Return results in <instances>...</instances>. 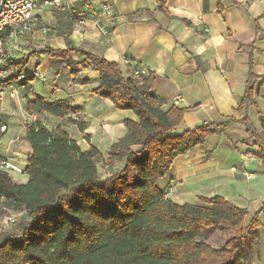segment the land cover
I'll list each match as a JSON object with an SVG mask.
<instances>
[{"label": "crops", "instance_id": "crops-1", "mask_svg": "<svg viewBox=\"0 0 264 264\" xmlns=\"http://www.w3.org/2000/svg\"><path fill=\"white\" fill-rule=\"evenodd\" d=\"M160 1L61 0L60 6H40L35 11L34 32L4 45L6 65L21 60L26 64L5 88L6 92L13 89L16 95L10 98L7 93L0 101V127L6 128L0 140V158H8L24 171L31 153L24 138L26 121L42 122L54 136L62 131L81 151L94 146L105 158L109 147L125 135V122L137 120L133 112L118 110L92 93L98 85L96 71L81 69L78 78L87 80L86 84L74 81L66 66L55 74L46 48L64 50L60 32L70 30L75 46L117 63L123 76L136 84L149 85L162 110L184 109V119L175 130L178 133L201 124H228L220 133L207 137L202 146L174 160L158 181L169 200L198 205V197L219 196L237 207L259 204V209L264 201L258 197L264 192V171L254 155V143L257 139L264 143L260 125V117L264 119V0H164L162 10L158 8ZM105 2L111 6L112 24L102 32L100 26L107 21L101 13ZM136 13L134 19L129 18ZM72 16L82 18L84 24L79 25ZM188 54L197 57L200 65ZM124 58L130 65L123 63ZM250 58L252 72L260 78L255 106L237 112ZM71 59L80 63L83 57L72 53ZM132 69L139 74L133 75ZM33 96L47 103L67 102L76 111L63 119L28 115L25 103ZM177 96L181 100L176 104ZM245 118L254 136L248 134ZM82 123L86 126L81 132L78 126ZM22 175L17 184L27 182V175ZM259 218L264 220V211ZM257 232L255 249L247 251L242 246L248 252L247 264H264L263 222Z\"/></svg>", "mask_w": 264, "mask_h": 264}, {"label": "trees", "instance_id": "trees-1", "mask_svg": "<svg viewBox=\"0 0 264 264\" xmlns=\"http://www.w3.org/2000/svg\"><path fill=\"white\" fill-rule=\"evenodd\" d=\"M164 3H158L160 10ZM135 16L137 13L129 18ZM78 19L72 16L75 22ZM60 35L64 50L46 48L55 74L66 66L74 81L86 84L87 80L78 78L81 69L96 71L98 85L92 93L118 110L133 112L137 120L125 122V135L109 147L105 158L94 146L81 151L62 131L52 135L38 120L24 124V138L31 148L22 172L27 182L15 183L8 171L0 168V201L5 208L22 214L17 236L0 234V264H247L248 249L258 244L264 202L245 226L246 210L222 197H198V205H180L166 198L158 187L178 156L202 146L207 137L220 133L228 124H201L178 133L175 130L184 119V109L162 110L149 85L136 84L123 76L117 63L75 46L70 30ZM72 53L83 60L73 62ZM188 55L200 65L197 57ZM25 64V60L5 64L8 78L4 86L20 76ZM259 81L250 58L237 112L255 106ZM25 111L63 119L76 109L64 101L47 103L33 96L25 103ZM243 123L254 136L247 118ZM260 125L264 130L262 117ZM85 126L80 124L79 130ZM2 137L0 131V140ZM254 145V155L264 171V143L257 139ZM99 161L103 168H120L112 174L104 171L107 176L101 180ZM215 227L231 233L236 242L214 248L202 241V230Z\"/></svg>", "mask_w": 264, "mask_h": 264}, {"label": "built area", "instance_id": "built-area-1", "mask_svg": "<svg viewBox=\"0 0 264 264\" xmlns=\"http://www.w3.org/2000/svg\"><path fill=\"white\" fill-rule=\"evenodd\" d=\"M42 5L60 6L61 0H0V101L4 100L7 93L10 98L16 95L13 89L9 92L5 91L7 86H4V84L8 78V69L6 68L4 60L5 42L7 40H16L22 34H31L34 32L37 21L35 11ZM101 13L107 20L100 26V30L104 32L112 24V13L109 2L102 4ZM76 22L79 25L84 24L82 18H79ZM42 30L46 32V29L43 28ZM123 63L125 65H130V61L126 58L123 59ZM131 72L133 75L139 74V71L136 69H132ZM180 100L181 98L177 96L174 99V103L177 104ZM0 131L5 132L6 128L0 127ZM0 168L6 170L12 167L5 159H2L0 160ZM165 197L167 198V195ZM2 202L3 200L0 201V212L3 209H7L3 206ZM9 221L10 224L15 223L14 220L9 219Z\"/></svg>", "mask_w": 264, "mask_h": 264}, {"label": "rangeland", "instance_id": "rangeland-1", "mask_svg": "<svg viewBox=\"0 0 264 264\" xmlns=\"http://www.w3.org/2000/svg\"><path fill=\"white\" fill-rule=\"evenodd\" d=\"M5 146L8 147V144ZM5 161L7 163H9L10 166L12 167V168H9L6 170L8 171L10 177L13 178L14 182L16 181V183H17L20 177L22 179L23 175L20 172H23V171L21 169H19L17 166H15L13 164V162L10 161L8 158L5 159ZM97 167L99 170V177L102 180L105 178V176H107V175L103 174L104 171L108 170L110 172V174L115 173L116 171L119 170L120 165H118V166L117 165H111L108 168L107 167L103 168L101 161H99L97 164ZM258 197L259 198L264 197V192L261 193ZM263 202H261V203H263ZM258 205L259 204H243L242 206H240V208L246 210V213H247V215L245 217V221H244L245 226L249 225V223L251 222L254 215L257 214L259 212V210L261 209L262 204L260 205L261 207L259 209H258ZM21 215H22L21 213L13 212L12 210H9V209H3L1 211V217H0V234L1 233H7V234H11L13 236H17L18 235L17 226L22 219ZM9 219L14 220L15 223L10 224ZM261 220L262 219H260V222L264 223V220L263 221H261ZM233 237L234 236L231 233L226 232L221 227H215V228L203 229L200 238L202 241L206 242L210 246H212L214 248H220L227 241H232V243H235L236 241L232 240ZM238 243L240 245V244H242V241H239Z\"/></svg>", "mask_w": 264, "mask_h": 264}, {"label": "water", "instance_id": "water-1", "mask_svg": "<svg viewBox=\"0 0 264 264\" xmlns=\"http://www.w3.org/2000/svg\"><path fill=\"white\" fill-rule=\"evenodd\" d=\"M23 218H25V216H23Z\"/></svg>", "mask_w": 264, "mask_h": 264}]
</instances>
